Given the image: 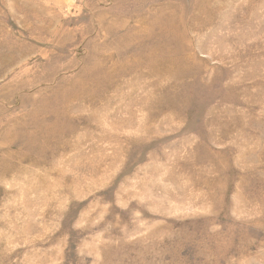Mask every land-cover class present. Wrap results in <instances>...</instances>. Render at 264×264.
I'll return each instance as SVG.
<instances>
[{"label":"rangeland","instance_id":"1","mask_svg":"<svg viewBox=\"0 0 264 264\" xmlns=\"http://www.w3.org/2000/svg\"><path fill=\"white\" fill-rule=\"evenodd\" d=\"M0 264H264V0H0Z\"/></svg>","mask_w":264,"mask_h":264}]
</instances>
